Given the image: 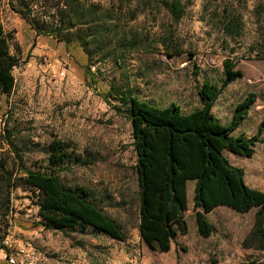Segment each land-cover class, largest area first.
Segmentation results:
<instances>
[{
    "label": "rangeland",
    "instance_id": "rangeland-1",
    "mask_svg": "<svg viewBox=\"0 0 264 264\" xmlns=\"http://www.w3.org/2000/svg\"><path fill=\"white\" fill-rule=\"evenodd\" d=\"M0 0V24L12 34V53L19 66L13 70L10 97L0 96V173L15 165V151L31 170H45V150L58 139L69 146L76 161L60 178L71 187L89 190L93 201L126 234L119 242L103 234L63 235L35 227L37 208L28 190L11 194V211L5 218L0 194V237L4 221L21 264H245L264 261V252L243 249L242 241L254 222L255 210L246 214L218 207L207 218L214 230L203 238L197 231L193 209L194 183L187 185L188 210L185 235H177L169 252L151 250L138 234L136 153L128 119L117 114L102 97L109 84L131 88L153 105L177 103L188 113L200 107L197 88L204 82L220 85L223 63L231 60L242 76L218 97L213 113L228 123L234 107L247 94L256 101L233 135H255L264 140V0H181L184 16L178 22L158 5L131 4V12L145 10L125 22L130 53L120 48L114 57L110 46L95 50L92 81L87 57L79 47L66 46L50 37H35L30 26ZM109 7L113 0H91ZM122 18V15L116 14ZM235 20L239 33L228 36L224 24ZM197 72V75H195ZM3 131L10 134L6 139ZM10 141L15 146H11ZM231 165L244 170L245 182L264 192V143L251 158L225 152ZM3 240V241H4ZM3 244V242H2ZM9 252L0 248V264H9Z\"/></svg>",
    "mask_w": 264,
    "mask_h": 264
},
{
    "label": "trees",
    "instance_id": "trees-1",
    "mask_svg": "<svg viewBox=\"0 0 264 264\" xmlns=\"http://www.w3.org/2000/svg\"><path fill=\"white\" fill-rule=\"evenodd\" d=\"M158 5L178 22L184 16L181 0H113L103 7L91 0H9L12 12L25 21L35 37H50L59 43L79 47L87 57L86 72L92 81L91 60L95 50L113 46L109 53L120 56V48L130 53L135 49L129 41L125 24L134 21L145 10L129 13L130 5ZM122 15V18L116 14ZM126 22V23H125ZM228 36L239 33L235 20L224 24ZM13 36L0 24V96L10 97L15 85L13 70L19 66L12 53ZM235 63H223L220 85L204 82L197 88L200 107L185 113L175 102L165 107L142 100L131 88L109 84L102 99L117 114L131 124L133 147L136 153L135 173L138 185V234L151 250L167 253L177 235H185L184 214L188 210L187 185L194 183L193 209L199 235L208 238L213 233L207 215L218 207H227L246 214L255 210L251 230L242 241L243 249L264 252V192L249 187L244 170L231 165L225 152L251 158L255 146L264 143L261 128L253 136L237 135L234 131L247 117L256 101L249 93L233 111L231 120L222 123L213 113L222 91L242 76ZM197 75V72H195ZM10 139L8 132H2ZM14 150L15 146L10 141ZM45 170L27 168L15 151V165L0 173V194L6 218L11 211L10 199L14 190H28L37 208L35 227L63 235L85 234L92 231L110 239L124 242L122 226L111 219L93 201L89 190L64 184L61 173L76 161L69 146L53 138L45 150ZM0 248L10 224L4 221ZM245 264H264L254 260Z\"/></svg>",
    "mask_w": 264,
    "mask_h": 264
},
{
    "label": "built area",
    "instance_id": "built-area-1",
    "mask_svg": "<svg viewBox=\"0 0 264 264\" xmlns=\"http://www.w3.org/2000/svg\"><path fill=\"white\" fill-rule=\"evenodd\" d=\"M2 125L0 120V126ZM3 246L5 247V250L9 252L7 256V261L9 264H19L20 262L17 261V257H22L24 254V250L16 249L14 250L13 244L9 239H6L3 241ZM24 261L21 260V264Z\"/></svg>",
    "mask_w": 264,
    "mask_h": 264
}]
</instances>
